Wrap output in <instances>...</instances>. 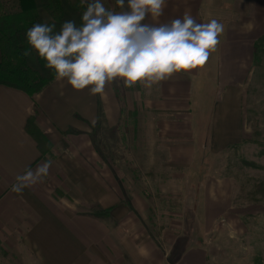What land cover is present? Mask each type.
Masks as SVG:
<instances>
[{
    "label": "crops",
    "instance_id": "1",
    "mask_svg": "<svg viewBox=\"0 0 264 264\" xmlns=\"http://www.w3.org/2000/svg\"><path fill=\"white\" fill-rule=\"evenodd\" d=\"M101 2L122 11L115 0ZM185 12L197 22L216 19L224 25L217 50L203 67L174 74L151 89L137 83L124 90L123 100L119 88L124 84L117 79L100 96L104 125L113 129L125 122L130 129L133 159L139 161L127 172L104 166L103 180L89 162L100 109L89 88L75 90L66 80H55L32 98L0 85V264H125L126 238L112 223L130 228L132 220L146 221L149 207L162 203L156 195L174 191L183 206L193 207L196 240L185 239L175 251L158 244L144 225H134L132 263L207 264L199 240L205 236L203 225L225 219L234 209V184L222 161L226 150L243 139L246 84L254 42L264 34V0H166L163 15L158 20L149 15L143 23H166ZM248 22L254 25L250 32L242 28ZM33 112L53 143L54 156L43 155L25 129ZM47 158L57 162L48 177L59 172L80 192L74 204L55 196L60 189L48 177L22 194L11 191L17 174L35 170ZM121 174L135 197L122 193ZM113 189H121L120 194ZM103 204L110 210H98ZM129 205L139 211L138 218Z\"/></svg>",
    "mask_w": 264,
    "mask_h": 264
},
{
    "label": "clouds",
    "instance_id": "2",
    "mask_svg": "<svg viewBox=\"0 0 264 264\" xmlns=\"http://www.w3.org/2000/svg\"><path fill=\"white\" fill-rule=\"evenodd\" d=\"M115 2L122 11L106 8L101 0L88 3L80 27L67 21L54 33V23H36L26 31L30 49L53 70L56 80H66L75 90L89 88L92 95L102 94L106 84L117 79L125 87L140 83L151 89L174 74L203 67L224 31L218 20L197 22L189 12L166 23H143L149 15L158 20L166 0H126L127 10L125 0ZM253 27L251 22L242 26L248 32ZM23 55L30 56L31 51ZM251 131L245 126V132ZM51 164L49 159L35 170L17 174L11 191L22 194L41 182Z\"/></svg>",
    "mask_w": 264,
    "mask_h": 264
},
{
    "label": "rangeland",
    "instance_id": "3",
    "mask_svg": "<svg viewBox=\"0 0 264 264\" xmlns=\"http://www.w3.org/2000/svg\"><path fill=\"white\" fill-rule=\"evenodd\" d=\"M128 88L121 84L119 88L121 100L125 97L124 90ZM102 94H97L100 105L99 118L92 126L93 154L89 162L96 169V174L101 175L104 180V166L114 170V173L121 169L127 172L139 160L133 159L134 147L128 133L130 129L126 127V123L113 129L104 125L103 104L100 101ZM243 107V139L226 150L222 161L224 174L230 177L234 184V209L225 219H220L211 225L208 223L203 225L205 236L199 240L203 242L207 264H256V259L264 260V189L257 188L259 182H264V61L260 66H255L253 60V71L246 84ZM245 126H250L252 131L245 132ZM61 148H59L60 151H62ZM49 159L47 158L46 161ZM51 161V167L55 168L57 162ZM121 178L126 185L125 188L122 187L124 196L135 197L132 193L130 194L132 190L128 187V180L122 174ZM48 180L53 181L52 186L58 185L60 191L55 193V196L59 199L73 204L77 198L80 199V192L59 172L55 171ZM144 180L148 182L146 178ZM111 192L118 195L121 189L119 191L113 189ZM156 192L160 191L156 190ZM184 192L189 194L192 191ZM156 196L162 203L149 207L151 217L146 218V221L141 223L132 220L128 223L130 228L126 226V223L123 224L124 226H121L120 222L112 223L113 227L118 229V233L124 234L126 238L125 255L127 257L123 261L125 264H133L134 232H138L134 225L140 227L144 225L150 234L156 236L158 244L172 245L175 251L181 242L184 245L185 239L189 244L196 240L192 232L193 207L183 206L176 191L166 197L160 193ZM253 196L258 200L255 201ZM129 207L132 212L136 211L138 218L139 211L132 205ZM98 208L102 213L110 210V207L104 208V204L102 208ZM138 208L142 209V207ZM180 214H184L183 219Z\"/></svg>",
    "mask_w": 264,
    "mask_h": 264
},
{
    "label": "trees",
    "instance_id": "4",
    "mask_svg": "<svg viewBox=\"0 0 264 264\" xmlns=\"http://www.w3.org/2000/svg\"><path fill=\"white\" fill-rule=\"evenodd\" d=\"M86 7L82 0H0V85L24 91L32 98L49 87L56 80L55 74L30 49L26 31L36 23H54V33L67 21L80 27ZM25 50L31 55L24 56ZM253 60L255 66L264 61V34L254 42ZM25 129L43 155L54 156L53 143L37 124L35 112L29 116ZM257 188L264 189V182H259ZM263 263L264 260L256 259V264Z\"/></svg>",
    "mask_w": 264,
    "mask_h": 264
}]
</instances>
